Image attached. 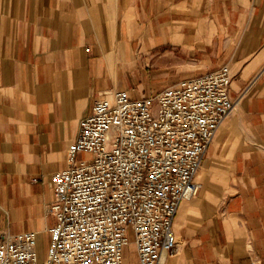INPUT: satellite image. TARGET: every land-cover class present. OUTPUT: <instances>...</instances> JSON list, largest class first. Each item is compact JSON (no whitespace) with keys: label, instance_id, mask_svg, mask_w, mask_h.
Returning a JSON list of instances; mask_svg holds the SVG:
<instances>
[{"label":"crops","instance_id":"crops-1","mask_svg":"<svg viewBox=\"0 0 264 264\" xmlns=\"http://www.w3.org/2000/svg\"><path fill=\"white\" fill-rule=\"evenodd\" d=\"M225 64L239 101L164 264H264V0H0V231H36L45 256L52 175L100 93L150 96Z\"/></svg>","mask_w":264,"mask_h":264},{"label":"built area","instance_id":"built-area-1","mask_svg":"<svg viewBox=\"0 0 264 264\" xmlns=\"http://www.w3.org/2000/svg\"><path fill=\"white\" fill-rule=\"evenodd\" d=\"M231 80L225 64L150 96L100 93L67 167L52 175L56 222L45 256L36 231H0V264H125L130 244L135 264H164L178 247V208L198 194L196 175L239 101Z\"/></svg>","mask_w":264,"mask_h":264},{"label":"rangeland","instance_id":"rangeland-1","mask_svg":"<svg viewBox=\"0 0 264 264\" xmlns=\"http://www.w3.org/2000/svg\"><path fill=\"white\" fill-rule=\"evenodd\" d=\"M81 156H87L86 155V153H82L81 154ZM200 189H201V187H200ZM199 192H200V190H199ZM199 192H198V194H199ZM197 194V195H198ZM197 195H195L194 197H196ZM47 241H45V244H44V253L43 254H45V252H46V249H47ZM125 258L127 259V261L128 262H132V261H134V254H133V251H132V249H131V247H130V245H128L126 248H125ZM126 261V260H125ZM129 264H134V263H129Z\"/></svg>","mask_w":264,"mask_h":264}]
</instances>
